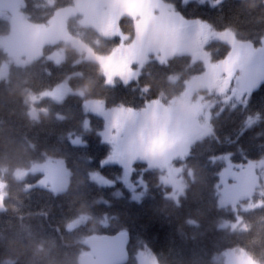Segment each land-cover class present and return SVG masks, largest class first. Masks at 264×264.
<instances>
[{
    "label": "trees",
    "instance_id": "obj_1",
    "mask_svg": "<svg viewBox=\"0 0 264 264\" xmlns=\"http://www.w3.org/2000/svg\"><path fill=\"white\" fill-rule=\"evenodd\" d=\"M73 1L53 0L50 5L46 0H23L21 9L30 23L41 25ZM165 1L182 17L202 20L215 30H231L238 40L254 46L264 37V0H221L215 5L196 0ZM79 19V15L67 17L66 30L95 54L108 55L121 44V36H102ZM118 26L124 42L130 43L135 36L134 19L121 16ZM10 27L8 15L0 17V35L7 34ZM65 45L71 44L45 43L38 57L25 65L11 62L0 79V184L4 192L0 196L4 205L0 212V264H80V257L89 251L90 236L118 232L128 234L125 264H138L136 254L142 250L151 252L157 264H215L216 256L233 248L264 264V191L260 190L264 185L240 200L236 210L220 206L217 184L225 164L214 159L225 153L234 164L264 159V81L245 103L234 107L222 108V96L212 94L217 103L210 118L212 131L194 140L183 158L173 160L185 181L178 201L169 197L171 187L161 182L164 171L149 168L140 160L132 163L131 180L142 196L132 199V191L120 180L121 166L102 164L111 153L102 137L104 121L85 111L81 96L68 93L61 101L39 100L35 105L43 112L38 118L29 115L27 96L52 89L66 78L71 89L83 88L86 97L100 99L106 107L141 108L150 100L167 102L178 96L187 80L203 72V63L187 54L174 55L166 62L149 58L137 79L107 84L97 62L81 58L74 46L65 50ZM61 48L62 61L48 58ZM205 49L214 62L230 51L221 41H210ZM8 58L0 47V67ZM169 74L179 77L175 85L166 82ZM149 82L151 89L144 87ZM160 89L164 96L159 95ZM250 116L256 119L247 125ZM86 119L88 128L84 126ZM70 135L80 137L82 143L74 144ZM47 157L64 160L68 187L59 193L41 187L26 189L25 183L39 174L19 180L14 170ZM92 171L113 183L100 185L90 180ZM249 203L251 207L244 208ZM83 214L86 219L82 224L67 227ZM237 219L243 229L221 227L222 222Z\"/></svg>",
    "mask_w": 264,
    "mask_h": 264
},
{
    "label": "rangeland",
    "instance_id": "obj_2",
    "mask_svg": "<svg viewBox=\"0 0 264 264\" xmlns=\"http://www.w3.org/2000/svg\"><path fill=\"white\" fill-rule=\"evenodd\" d=\"M46 1L53 4V0ZM196 1L215 5L221 0ZM22 4L23 0H0V9L7 11L11 25L7 34L0 35V47L9 56L0 67V79L6 76L11 62L25 65V61L29 63L40 55L45 43L59 41L73 45L81 52V58L97 62L105 73L107 84H114L117 80L128 83L137 79L149 58L166 62L174 55L187 54L203 63V72L187 80L184 90L176 96L190 100L189 115L186 117L181 116L175 103H169L172 99L167 102L150 100L141 108L106 107L102 100L86 97L83 88L71 89L66 78L52 89L27 96L28 113L32 118H38L43 112L35 105L43 98L61 101L68 93L81 96L85 111L102 117L104 121L102 137L111 147V153L102 164L121 166L120 180L132 191V199L142 196L131 180L132 163L140 160L149 168L164 171L161 182L171 187L169 197L178 201L185 181L180 167L174 165L173 160L183 158L194 140L210 134L212 108L217 105L211 99L212 94L222 96V108L225 105L234 107L245 103L250 93L264 81V37L258 46H254L238 40L231 30H215L202 20L182 17L165 0H74L68 6L57 9L47 23L41 25L27 20ZM63 14L66 17L79 15L82 25L95 28L102 36L119 35L122 42L108 55L95 54L80 38L67 32ZM121 16L134 19L135 36L130 43L124 42L125 36L119 29L118 19ZM210 41L228 44L229 53L219 61H212L205 49ZM48 58L58 63L64 58V50H56ZM169 117L179 118L181 123L170 126L166 123ZM255 119L256 116L248 117L246 124L250 125ZM84 126L89 127L88 119ZM70 140L74 144L82 143L78 136L70 135ZM214 159L223 160L225 164L217 184L220 206L236 210L240 200L250 197L260 184L264 185V159L234 164L228 153ZM13 174L19 180L39 174L34 181L25 183L26 189L41 187L59 193L66 190L69 184V171L62 158L47 157L31 163L29 167L16 168ZM188 174L192 177V171L189 170ZM89 178L100 185L113 183L97 171L89 173ZM3 195L0 184V196ZM251 205L249 203L244 208L248 209ZM85 219L86 215H80L67 227L74 228ZM238 219L234 223L224 221L221 227L243 229L244 225ZM136 258L138 264H157L148 250L139 251ZM215 264L258 263L244 250L233 248L216 256Z\"/></svg>",
    "mask_w": 264,
    "mask_h": 264
},
{
    "label": "water",
    "instance_id": "obj_3",
    "mask_svg": "<svg viewBox=\"0 0 264 264\" xmlns=\"http://www.w3.org/2000/svg\"><path fill=\"white\" fill-rule=\"evenodd\" d=\"M6 14L7 11L0 9V17ZM3 210L0 197V212ZM127 238L126 232L90 236L87 239L89 251L80 257V264H125L128 260Z\"/></svg>",
    "mask_w": 264,
    "mask_h": 264
},
{
    "label": "clouds",
    "instance_id": "obj_4",
    "mask_svg": "<svg viewBox=\"0 0 264 264\" xmlns=\"http://www.w3.org/2000/svg\"><path fill=\"white\" fill-rule=\"evenodd\" d=\"M71 47H73V45H65V50L70 49ZM24 63H28V61H25ZM179 79V77L177 75H173V74H169L166 77V82L170 85H175L177 83V80ZM145 88L151 89L152 87V83H146L144 85ZM201 88L203 87V85L200 86ZM160 96H164L165 92L163 89H160ZM170 104L175 103L176 106L178 107L179 113L181 114V116H187L189 115V105H190V100L188 99H182L181 97H176L174 96L172 98V100L169 102ZM166 123H168L170 126H177L181 123V119L179 118H173V117H169L166 121ZM212 129L209 128L208 132H211ZM192 179L193 181H195V175H192ZM261 191H264V189H260Z\"/></svg>",
    "mask_w": 264,
    "mask_h": 264
},
{
    "label": "crops",
    "instance_id": "obj_5",
    "mask_svg": "<svg viewBox=\"0 0 264 264\" xmlns=\"http://www.w3.org/2000/svg\"><path fill=\"white\" fill-rule=\"evenodd\" d=\"M63 18H64L63 22H65V18H67L65 14H63ZM64 31L66 32L65 28H64ZM66 35H67V32H66Z\"/></svg>",
    "mask_w": 264,
    "mask_h": 264
}]
</instances>
